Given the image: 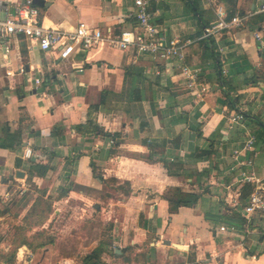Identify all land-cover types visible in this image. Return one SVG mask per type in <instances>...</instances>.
<instances>
[{
  "label": "crops",
  "instance_id": "0c3cea01",
  "mask_svg": "<svg viewBox=\"0 0 264 264\" xmlns=\"http://www.w3.org/2000/svg\"><path fill=\"white\" fill-rule=\"evenodd\" d=\"M262 2L152 3L162 34L190 42L186 63L201 69L200 97L172 62H154L133 49L103 44L60 59L57 50L43 52L20 37L10 53L0 51V144L10 134L22 142L0 147V225L21 223L38 197L50 198L53 214L28 237L47 230L57 217L69 219L60 229L63 239L79 234L84 241L93 234L75 244L80 258L63 255L60 264H80L97 249L104 255L112 251L114 264H264V214L247 220L250 194L243 195L247 184L240 183L231 157L248 133L264 126V46L254 37L256 31L264 34L259 19L264 14L203 40L219 8L232 17L257 10ZM44 3L36 5L40 23L50 28L69 31L85 23L119 34L138 24L133 0ZM222 70L228 71L225 83ZM232 112L245 115L243 126L230 128L225 117ZM89 121L111 136L93 132V126L77 130ZM255 136V151L245 159L264 177V142ZM26 148L32 149L30 159L24 157ZM34 163L51 170L40 177ZM171 188L201 198L195 207L170 214L164 196ZM66 205L73 210L63 209Z\"/></svg>",
  "mask_w": 264,
  "mask_h": 264
},
{
  "label": "built area",
  "instance_id": "2783aa9c",
  "mask_svg": "<svg viewBox=\"0 0 264 264\" xmlns=\"http://www.w3.org/2000/svg\"><path fill=\"white\" fill-rule=\"evenodd\" d=\"M158 1L133 0L138 24L132 29L122 30L119 34L104 33L85 23L69 31L46 27L40 23V12L34 0H24L21 3L0 1V51L10 53L14 42H17L20 37L27 38L32 45L43 52L57 50L60 59H68L77 48L87 51L103 44L121 51L133 49L138 54L150 56L154 62H172L180 70L188 89L200 97L196 88L201 69L186 63V48L190 42H183L180 38L168 39L165 34H162L150 11L152 3ZM261 13L264 14V2L257 10L232 17H228L227 13L219 8L217 21L205 28L203 40L211 41L213 36L220 33L243 28L252 17ZM254 37L264 46L263 33L256 31ZM20 71L24 72L23 69ZM227 73V70L221 71L222 76H226ZM39 82L40 80H37L38 84ZM225 118L230 128H236V126H243L245 115L241 112H232ZM256 143L257 137L248 133L243 147L233 150L231 155L233 170L240 172V183L252 186L244 208L247 220H250L254 214H264V177H259L253 170L255 164L252 159H245V154L255 151ZM32 155V149L26 148L24 157L30 159ZM221 230L227 231L226 228ZM233 230L234 227L231 228V231Z\"/></svg>",
  "mask_w": 264,
  "mask_h": 264
},
{
  "label": "rangeland",
  "instance_id": "374dc122",
  "mask_svg": "<svg viewBox=\"0 0 264 264\" xmlns=\"http://www.w3.org/2000/svg\"><path fill=\"white\" fill-rule=\"evenodd\" d=\"M223 79L226 80V78L224 77ZM228 91L230 92L232 90H228ZM254 134L259 136V139L262 140V142H264V126L263 125L258 124L254 130ZM73 207L74 206L66 205L65 208L63 209L72 211ZM93 209L94 208L91 206L90 210L92 211ZM74 210H75L76 216H78L77 208H74ZM40 217L41 216L34 214L32 216L29 215L27 220L23 219V221L19 224L15 222L13 223L11 222V224L9 225H7V223L3 224V226L0 225V264H5L4 262L5 260H8L10 263L13 262V259H11L13 258V255L16 256L17 264H60L59 261L63 255L73 254L75 257H77L78 252H76V250L74 249L75 244L77 242L85 243L93 237L92 233H88L86 236H83L84 241H82V239L79 238L80 237L79 234H74L73 236H68V239L66 238L63 239V234L61 233L60 229H63V226L69 221V219L68 218L63 219V217L62 218L57 217V220L54 221V224L51 223L50 227L46 230L52 242L48 243L43 248H36L34 244V235H32L31 237H28V236H29V233L33 231V229H30V228L35 223L39 222ZM71 221L75 222L77 221V219H72ZM102 233H101V228H100L99 234L102 235ZM24 240L28 242V244L24 245L28 249V251L22 248L24 246L20 245V243ZM62 247H68L74 251L61 249ZM49 249H52V250L47 251ZM15 250H17L16 254H15ZM105 255H108V256H105ZM105 255L102 254V259L104 257L106 259L105 262H107V260H110L112 264L113 258H111V256H114L112 251L109 253L106 252ZM80 257H81V253L78 255V258Z\"/></svg>",
  "mask_w": 264,
  "mask_h": 264
},
{
  "label": "trees",
  "instance_id": "16d2710c",
  "mask_svg": "<svg viewBox=\"0 0 264 264\" xmlns=\"http://www.w3.org/2000/svg\"><path fill=\"white\" fill-rule=\"evenodd\" d=\"M193 5L194 6L196 5L195 2L193 3ZM259 19L263 20L264 15H260ZM221 80L223 81V83H225L223 76L221 77ZM226 97L228 98L230 107L232 109H236L235 99L232 98L227 92H226ZM89 126H93L92 130H93V132H95L97 134L104 135L106 137L111 136V134L106 133L103 129H101L97 126H94L91 121H89L84 126H77V130L79 132H83ZM15 141H17V143L19 145L22 144L21 139H18L16 134H10L9 136H7L4 139L2 144H0V147H3L5 149H13V145L8 144V142L13 143ZM32 170H33V172L36 173V175H39L40 177H45L46 174L48 173V171L51 170V167L49 165H42V164L34 163L32 166ZM126 184L129 186L128 183H126ZM243 189H244L243 195L245 197H247L251 192V185H249V184L244 185ZM66 193L62 194V196H65ZM164 197L169 202L170 214H176L181 207H189V208L195 207L201 198V196L199 194L184 192L180 188L169 189ZM53 212H54L53 201L50 198L45 199L43 197H38L37 200L35 201L34 205L32 206L31 210L29 211L27 216L24 218V220H27L29 215L30 216H32L34 214L39 215V216H41L39 222L35 223L30 229L41 228L45 223H47V221L49 220V218L53 214ZM51 242H52V240L48 236L46 230H39V231L35 232L34 244H35L36 248H43L48 243H51ZM25 244H28V242H26L25 240L20 243L21 246H23ZM17 250H15V254H16ZM14 256L15 255H13V258H11V259H13V262L10 263L8 260H5L4 261L5 264H17L16 256H15V258H14ZM80 264H107V263L102 259V251L100 249H97V250H94L93 252L85 255L84 257H82Z\"/></svg>",
  "mask_w": 264,
  "mask_h": 264
},
{
  "label": "water",
  "instance_id": "95a60500",
  "mask_svg": "<svg viewBox=\"0 0 264 264\" xmlns=\"http://www.w3.org/2000/svg\"><path fill=\"white\" fill-rule=\"evenodd\" d=\"M34 4L37 5V6H44L45 3H44V0H34ZM24 177V176H22ZM176 245V244H175ZM178 248H180L181 246L180 245H176ZM120 250L117 251V254H120Z\"/></svg>",
  "mask_w": 264,
  "mask_h": 264
}]
</instances>
